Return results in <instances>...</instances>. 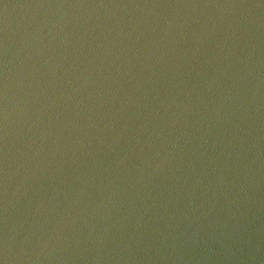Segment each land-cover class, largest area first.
Here are the masks:
<instances>
[{"label": "water", "instance_id": "obj_1", "mask_svg": "<svg viewBox=\"0 0 264 264\" xmlns=\"http://www.w3.org/2000/svg\"><path fill=\"white\" fill-rule=\"evenodd\" d=\"M0 264H264V0H0Z\"/></svg>", "mask_w": 264, "mask_h": 264}]
</instances>
